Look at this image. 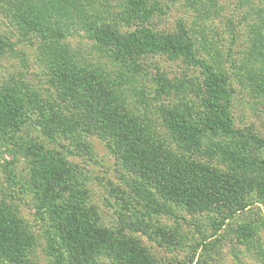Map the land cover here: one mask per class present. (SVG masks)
Masks as SVG:
<instances>
[{"label": "rangeland", "instance_id": "1", "mask_svg": "<svg viewBox=\"0 0 264 264\" xmlns=\"http://www.w3.org/2000/svg\"><path fill=\"white\" fill-rule=\"evenodd\" d=\"M79 1L82 10L73 7L72 0H0V88L12 87L29 117L12 133L15 139L0 132V202L10 206L32 238L23 261L0 256V264H53L45 225L35 216L32 192L25 187L29 157L15 140L40 141L60 150L75 165L99 227L138 242L150 264H264V198L255 189L246 194L247 207L225 222L214 211L191 212L127 169L115 140L100 136L94 126L77 138L87 150L63 134L50 139L39 127L43 119L33 102H56L76 119L97 117L89 103L64 95L55 81V59L71 56L101 82L120 87L127 107L162 138L168 151L224 172L232 168L219 151L211 152L213 148L232 146L248 158L264 160V145L257 147L253 137L264 142V0H160V9L144 23L128 22L127 0ZM23 14L31 22L22 19ZM44 20L49 24L36 28L35 23ZM181 25L188 29L195 57L211 64L230 88L231 114L239 130L237 136L203 132L199 149L183 148L173 140L162 109H179L201 122L208 111V93L200 65L162 52L117 57L119 49L93 37V29L104 27L137 33L147 27L157 36H172ZM53 27L62 37L43 33ZM162 82H170L169 92L160 90ZM141 185L151 197L143 194ZM246 225L252 230L244 237L240 231ZM96 260L132 264L109 251L100 252Z\"/></svg>", "mask_w": 264, "mask_h": 264}, {"label": "trees", "instance_id": "2", "mask_svg": "<svg viewBox=\"0 0 264 264\" xmlns=\"http://www.w3.org/2000/svg\"><path fill=\"white\" fill-rule=\"evenodd\" d=\"M72 3L77 10L83 9L78 7L82 5L79 0H72ZM126 5V18L132 23L149 21L161 7L160 0H127ZM21 18L31 22L26 14ZM43 23L49 24L48 20L38 21L36 28L40 29ZM56 28L43 33L62 37ZM93 30V37L100 43L120 50L117 57L162 52L184 56L200 65L205 73L208 93V111L201 122H194L192 115L188 116L179 109H162L164 123L181 147L201 148L200 138L207 131L221 132L226 136L239 134L231 114L230 88L211 64L195 57L184 25L172 36H157L147 27H142L141 33L122 32L112 27ZM55 61L53 73L62 93L76 101L89 103L98 115L76 119L64 113L56 102L44 105L34 100L43 119L39 121V127L53 141L63 134L74 138L77 146L87 150V145L77 138L82 130L94 126L100 136L115 140L123 165L148 185L161 188L191 212L214 211L221 222L247 207L246 194L249 191L255 189L264 198V160L248 158L232 146L213 148L211 152L219 151L232 168V172H224L176 155L165 148L162 138L150 132L145 120L127 107L120 87L101 82L93 70L73 62L71 56L61 55ZM160 86L161 91L171 89L170 82H162ZM28 118L19 94L10 86L0 88V132H8L15 139L12 133L21 130ZM253 137L257 147H263V140ZM15 143L29 157L30 175L25 187L32 192L35 216L45 225L53 264H66L67 261L69 264H97L96 257L102 251H109L115 258H124L132 264H150L146 251L138 242L99 227L87 204V190L77 179L75 165L70 164L60 150L47 148L40 141L19 144L15 140ZM253 172H258L256 178L252 177ZM140 188L143 194L151 197L148 188L142 185ZM251 230L246 225L240 235L245 237L248 232L251 234ZM31 243V235L21 220L9 205L0 202V256L13 263L23 261Z\"/></svg>", "mask_w": 264, "mask_h": 264}]
</instances>
